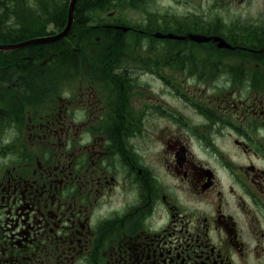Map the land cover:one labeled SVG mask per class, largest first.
I'll use <instances>...</instances> for the list:
<instances>
[{
  "label": "flooded vegetation",
  "instance_id": "flooded-vegetation-1",
  "mask_svg": "<svg viewBox=\"0 0 264 264\" xmlns=\"http://www.w3.org/2000/svg\"><path fill=\"white\" fill-rule=\"evenodd\" d=\"M69 3L0 0V264H264V23L112 9L18 45Z\"/></svg>",
  "mask_w": 264,
  "mask_h": 264
},
{
  "label": "rangeland",
  "instance_id": "rangeland-1",
  "mask_svg": "<svg viewBox=\"0 0 264 264\" xmlns=\"http://www.w3.org/2000/svg\"><path fill=\"white\" fill-rule=\"evenodd\" d=\"M137 6L124 5L120 13L122 18L125 19L124 23L131 25H140L143 28H165L174 27L176 24L182 22H191L199 19V24H212L215 21H219L220 18L223 23H228L230 20L248 19L253 21H261L264 23V0H136ZM70 5V3H69ZM218 10V11H217ZM217 11V13H216ZM189 15V17H188ZM102 12H99L93 19V24L101 20ZM166 19V20H164ZM161 20V21H160ZM215 20V21H214ZM155 21V22H154ZM158 22V23H157ZM152 24V25H151ZM146 25V26H145ZM159 25V26H158ZM94 27V26H90ZM97 31L94 35L84 36H100L104 35L101 28L94 27ZM77 34V33H76ZM113 34H116L113 33ZM130 33L124 32L123 35H129ZM78 35V34H77ZM80 36V35H78ZM86 51H89L86 49ZM63 74L67 69H61ZM64 76H62L63 78ZM67 78V76H66ZM68 82V81H66ZM75 81H73L74 83ZM69 83V82H68ZM72 83V82H70ZM79 83V81H78ZM147 96L149 94L162 95L159 99L161 104H169L172 107H177L181 110V101L176 98V101L172 99L171 104L166 97L167 92L164 87L161 86V82H153V86L148 90H144ZM163 103V104H162ZM180 110H178L180 112ZM157 115H160L157 112ZM163 122L162 120H157ZM157 133L164 131L163 123H159L156 126Z\"/></svg>",
  "mask_w": 264,
  "mask_h": 264
},
{
  "label": "trees",
  "instance_id": "trees-1",
  "mask_svg": "<svg viewBox=\"0 0 264 264\" xmlns=\"http://www.w3.org/2000/svg\"><path fill=\"white\" fill-rule=\"evenodd\" d=\"M138 4L136 0H80L78 3L79 8H77L76 12V21L74 23V26L71 28V32H76L80 36L84 35H94L97 31L94 27H84L83 25L85 17V13H87V16L89 13H91L92 18H94L99 12H102V10H112V9H122L124 5H133ZM3 27V26H2ZM90 28V29H89ZM4 29V28H3ZM123 35V33H120L116 31V35ZM24 34L20 32H13L9 35L10 38H19L22 37ZM55 43H51L50 45H44L45 48H49L50 46L54 45ZM56 45V44H55ZM80 46L82 47L83 51H86V43L85 41H82L80 43ZM63 47H61V50ZM38 65L37 63H35ZM69 66H71V60L64 59V55H61V69H68ZM62 82H64V79L66 78L65 74L62 72Z\"/></svg>",
  "mask_w": 264,
  "mask_h": 264
},
{
  "label": "water",
  "instance_id": "water-1",
  "mask_svg": "<svg viewBox=\"0 0 264 264\" xmlns=\"http://www.w3.org/2000/svg\"><path fill=\"white\" fill-rule=\"evenodd\" d=\"M75 2H76V0H72L71 1L70 11H69V21H68V24H67L66 28L61 33H59V34H57V35H55L53 37H44V38L30 39L28 41H25V42H22V43H18V45L31 44V43H39V42H46V41H54L56 39L62 38L65 34H67L68 30L71 27L72 19H73V11H74ZM119 27H123L125 29L128 28L127 26H121V25ZM168 35L169 36H172L174 34L173 33H169ZM196 36H198L199 38H206L203 35H198L197 34Z\"/></svg>",
  "mask_w": 264,
  "mask_h": 264
},
{
  "label": "bare ground",
  "instance_id": "bare-ground-1",
  "mask_svg": "<svg viewBox=\"0 0 264 264\" xmlns=\"http://www.w3.org/2000/svg\"><path fill=\"white\" fill-rule=\"evenodd\" d=\"M42 17V16H41ZM45 18V17H44ZM49 18V17H48ZM66 19V18H65ZM155 22V21H154ZM158 23V22H157ZM104 24V23H103ZM64 25V24H63ZM88 25V24H87ZM152 25V24H151ZM146 26V25H145ZM159 26V25H158ZM88 27H90V26H88ZM152 27V26H151ZM106 28V27H105ZM139 28V27H138ZM90 29V28H89ZM109 29H110V27H109ZM154 29V28H153ZM162 29V28H161ZM31 30V29H30ZM143 32V31H142ZM216 32V31H215ZM67 37V36H66ZM65 37V38H66ZM83 38V37H82ZM85 39V38H84ZM29 45V44H28ZM160 68V67H159ZM94 74V73H93ZM99 79V78H98ZM131 82V81H130ZM126 83V82H125ZM2 121V120H1Z\"/></svg>",
  "mask_w": 264,
  "mask_h": 264
}]
</instances>
